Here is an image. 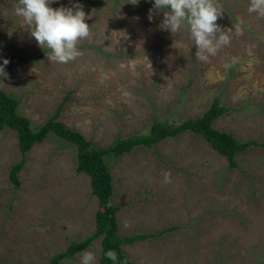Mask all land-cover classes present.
Instances as JSON below:
<instances>
[{
	"label": "rangeland",
	"instance_id": "rangeland-1",
	"mask_svg": "<svg viewBox=\"0 0 264 264\" xmlns=\"http://www.w3.org/2000/svg\"><path fill=\"white\" fill-rule=\"evenodd\" d=\"M53 0L50 7L82 5L90 38L66 64L47 59L15 14L18 0H0V64L17 61L0 88L18 100L17 111L36 130L64 101L59 116L95 146L148 131L153 121L200 116L214 97L227 107L213 127L240 141L264 143V18L250 0H217L222 30L231 42L208 62L196 59L187 26L161 29L162 11L139 0ZM153 18L149 20V10ZM243 22L242 34L234 24ZM21 157L15 131H0V264H48L50 257L94 230L98 209L86 173L76 170V149L50 133L25 155L19 185L9 178ZM236 166L199 133L185 132L152 147L108 157L118 234L151 233L123 245L134 264H264V148L236 154ZM171 173L164 183L163 172ZM130 226L125 227V222ZM101 242L61 264H81Z\"/></svg>",
	"mask_w": 264,
	"mask_h": 264
},
{
	"label": "trees",
	"instance_id": "trees-1",
	"mask_svg": "<svg viewBox=\"0 0 264 264\" xmlns=\"http://www.w3.org/2000/svg\"><path fill=\"white\" fill-rule=\"evenodd\" d=\"M149 1L154 3V0ZM43 54L44 51L36 55L14 56L9 59V64L5 66V72L17 61L31 60ZM63 103L64 101L58 105L54 113L42 125L33 130L29 119L17 111L18 100L0 88V131L4 128L14 130L17 145L21 152L20 159L11 166L9 171V178L14 187L19 185L18 173L23 168L26 153L35 143L44 141L50 133H53L75 146L76 170L89 176L92 194L97 199L98 209L95 213L92 233L83 239L70 242L64 250L53 254L48 264H61L63 260L73 258L75 254L88 248L95 238H100L101 242L100 264H114L105 255L109 250L115 251L118 255V261L115 264H134L126 257L122 246L132 244L151 235V233H135L125 236L118 234L117 206L112 201L113 186L107 162L108 157H119L139 146L152 147L166 138L176 137L185 132L201 134L214 150L226 158L230 167L236 166L235 157L237 153L243 152L251 146L264 148L263 142L240 141L231 133L213 127V121L225 113L227 109L220 103L218 97L213 98L209 107L200 116L185 118L179 122L153 121L147 132L117 138L106 147L93 145L79 131L67 127L60 121L59 116Z\"/></svg>",
	"mask_w": 264,
	"mask_h": 264
},
{
	"label": "clouds",
	"instance_id": "clouds-1",
	"mask_svg": "<svg viewBox=\"0 0 264 264\" xmlns=\"http://www.w3.org/2000/svg\"><path fill=\"white\" fill-rule=\"evenodd\" d=\"M52 2L53 0H18L15 14L23 18L38 45L50 49L47 57L49 61L66 64L82 54L78 48L79 42L92 35L91 27L85 22L89 17L80 4L53 9L49 6ZM130 3L136 5L139 0H131ZM153 9L163 12L161 29L175 35L182 26H187L197 49L195 56L198 61L208 62L210 56H215L231 42L229 30H222L217 24L218 18L223 16L222 6L217 0H154ZM153 9L149 10V20L153 18ZM248 12L264 18V0H250ZM233 27L238 35L242 34L243 22L239 18ZM8 64L7 59L0 64V77L7 78L5 66ZM162 174L164 183H171V173L164 171ZM124 226L129 227V222L126 221ZM105 255L114 264L118 261V255L113 250L107 251ZM95 262L94 253L85 251L81 254V264Z\"/></svg>",
	"mask_w": 264,
	"mask_h": 264
}]
</instances>
